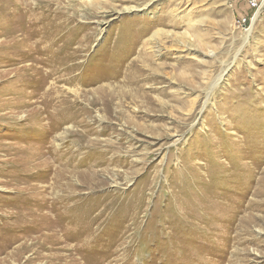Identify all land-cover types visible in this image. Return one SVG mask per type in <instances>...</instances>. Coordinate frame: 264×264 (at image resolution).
Masks as SVG:
<instances>
[{
  "label": "rangeland",
  "instance_id": "obj_1",
  "mask_svg": "<svg viewBox=\"0 0 264 264\" xmlns=\"http://www.w3.org/2000/svg\"><path fill=\"white\" fill-rule=\"evenodd\" d=\"M40 1L0 0V245L82 212L81 264H264V0Z\"/></svg>",
  "mask_w": 264,
  "mask_h": 264
},
{
  "label": "bare ground",
  "instance_id": "obj_2",
  "mask_svg": "<svg viewBox=\"0 0 264 264\" xmlns=\"http://www.w3.org/2000/svg\"><path fill=\"white\" fill-rule=\"evenodd\" d=\"M7 3L8 4H15L17 6V9H13V10H11V12L18 13L21 16L23 15L24 17H27V14L29 12H30V14L32 11L36 12L35 9H33V7H31L28 3L25 2V0H8ZM8 4L5 5V7L8 6ZM42 5H43V3L40 0H37V4H36L35 8L40 9V8H42ZM16 6H15V8H16ZM8 8H9V6H8ZM257 17H258V14H256V18ZM27 30H29V29H27ZM35 32H36V30H35ZM246 33L247 34H246L245 41L247 44V43H249L248 41H249V37L251 35V30L249 29ZM10 35L13 36L12 39H14V40L17 39L16 38L17 35L15 33L8 34L7 36L10 37ZM222 77H223V75H221L217 79V81L214 83L213 89L218 85V83L222 79ZM209 97H210V95L207 94L206 102L210 99ZM58 160H59V158H58ZM63 181H64V179H63ZM67 181H68V179H67ZM67 181H66V183H67ZM68 182H70V179ZM59 185L61 186L62 183H60ZM71 186H72V184H71ZM54 193L56 194L57 192L53 191L52 196L50 195V197H49L51 200L48 199V200H50L49 207H48L49 210L60 212V208H63L65 210L67 208H69V207H66V202L68 201L69 196L61 194V196L57 197V196H55ZM69 209L72 211H75V210H77V207H73V208H69ZM39 210H42V209H39ZM81 210H82V208H81ZM42 212H43V210L38 214V217H42V215H41ZM12 217H14V216H12ZM56 217L57 218H55L56 219L55 223H53V221L50 222V220L48 221V219L40 218L42 220H40V222L37 223L36 226H34V225L30 226L26 232L27 234H25V236H22L18 240L17 245H15L16 244L15 242L10 241V240L4 241L0 245V254L6 253V256L3 258H0V264H8V263H6L7 258H9V261L12 262V264H18L17 261L20 260L21 257L24 256L25 253H27L26 251H29V250H34L35 252H37V256H39V257L47 258L48 259L47 264H81V262H79V261L81 259H85L83 253L85 252V254H86V251H88L90 249H95V247H96V245L94 243L89 242L87 240V236H89V234L91 232H89L88 230L86 231V229L84 228V231H82L81 233H79L77 235L73 231V226L79 227V226L84 225V222L82 220L83 219V213L82 212L77 213L76 216L73 215V216H66V217H58V216H56ZM88 222L89 221L86 220V223H88ZM91 222L95 223L96 221H91ZM85 227H87V224ZM77 229H79V228H77ZM77 229H75V230H77ZM50 230H52V233ZM42 231H46V234L44 235V237H45L44 239L40 240L39 242H30L29 243L28 239L30 237L34 238V237L38 236V235H36L37 233H40ZM9 248L11 250H9ZM7 250H8V252H6ZM30 252H32V251H30ZM29 259H31V258H29ZM26 261H28V260H26ZM33 261H35V260H33ZM97 263L100 264V261ZM107 264H111V262H109Z\"/></svg>",
  "mask_w": 264,
  "mask_h": 264
},
{
  "label": "built area",
  "instance_id": "obj_3",
  "mask_svg": "<svg viewBox=\"0 0 264 264\" xmlns=\"http://www.w3.org/2000/svg\"><path fill=\"white\" fill-rule=\"evenodd\" d=\"M252 6L257 7L258 6V1L257 0H247ZM241 21H239L240 23Z\"/></svg>",
  "mask_w": 264,
  "mask_h": 264
}]
</instances>
